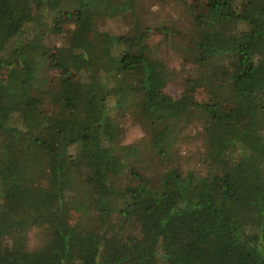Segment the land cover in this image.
<instances>
[{
	"label": "trees",
	"instance_id": "trees-1",
	"mask_svg": "<svg viewBox=\"0 0 264 264\" xmlns=\"http://www.w3.org/2000/svg\"><path fill=\"white\" fill-rule=\"evenodd\" d=\"M129 1L0 0V264H264V0L198 3L178 98ZM105 3L124 32H97ZM128 117L144 135L120 144Z\"/></svg>",
	"mask_w": 264,
	"mask_h": 264
},
{
	"label": "rangeland",
	"instance_id": "rangeland-1",
	"mask_svg": "<svg viewBox=\"0 0 264 264\" xmlns=\"http://www.w3.org/2000/svg\"><path fill=\"white\" fill-rule=\"evenodd\" d=\"M114 1L115 4L117 3L120 6L117 11H120L121 14L129 12V9L133 7L131 4L129 7V0ZM200 2L201 0H135L134 3L138 7L134 14L139 19L140 29L145 31L144 33L146 34L142 41V44L145 45H142V47L148 52L153 51L165 65L166 70L170 74L166 84V91L175 98L180 97L183 93L185 79L197 71V65L188 61L180 38L183 34L191 32V28L193 27L191 18L194 14L199 13L197 7ZM110 7L111 4L109 3L103 5V20L98 24L97 32L99 33L107 29L116 33L124 32L127 25L131 23L132 16L128 15L127 18L122 16L124 21L120 18L112 19L113 10ZM172 22H176L178 24L177 27L181 29L175 34L171 29ZM75 27L74 23H68L62 30V33H72ZM65 35L66 33L53 36L51 38L52 43L56 44V46H62L64 43L63 36ZM43 72V81L49 79L57 81L62 77L61 70L49 63L43 67ZM63 76L66 79H73L75 75L68 72L65 75L63 74ZM209 93L210 90L207 84H200L195 90L197 99H208ZM122 126L123 132L120 144H130L144 135L140 124L131 123L129 117L122 122ZM200 128V122L195 121L190 123L181 132L177 143H175L177 152L173 156L175 162L181 163L183 168L196 164L194 162V155L196 152L198 154V149L201 148V140L197 137V132ZM37 242L38 232L33 228L29 232V245L32 247Z\"/></svg>",
	"mask_w": 264,
	"mask_h": 264
}]
</instances>
